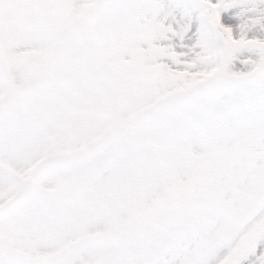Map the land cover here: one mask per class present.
Segmentation results:
<instances>
[{
    "label": "snow or ice",
    "instance_id": "1",
    "mask_svg": "<svg viewBox=\"0 0 264 264\" xmlns=\"http://www.w3.org/2000/svg\"><path fill=\"white\" fill-rule=\"evenodd\" d=\"M0 264H264V0H0Z\"/></svg>",
    "mask_w": 264,
    "mask_h": 264
}]
</instances>
